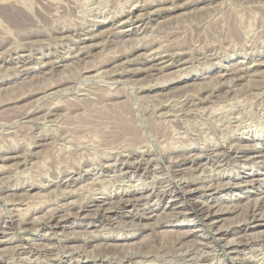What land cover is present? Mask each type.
I'll list each match as a JSON object with an SVG mask.
<instances>
[{"label": "rangeland", "instance_id": "1", "mask_svg": "<svg viewBox=\"0 0 264 264\" xmlns=\"http://www.w3.org/2000/svg\"><path fill=\"white\" fill-rule=\"evenodd\" d=\"M246 138L264 139V0H0V264H264L244 210L264 167L208 164ZM217 172L257 181L182 193ZM212 199L235 212L177 216ZM200 228L217 248L182 237Z\"/></svg>", "mask_w": 264, "mask_h": 264}, {"label": "bare ground", "instance_id": "2", "mask_svg": "<svg viewBox=\"0 0 264 264\" xmlns=\"http://www.w3.org/2000/svg\"><path fill=\"white\" fill-rule=\"evenodd\" d=\"M102 3V2H101ZM100 3V4H101ZM12 7V6H11ZM13 8V7H12ZM142 9V8H141ZM10 10V9H9ZM95 36H90V40L93 39ZM164 48V47H163ZM198 52V51H197ZM148 54V53H147ZM193 55V54H192ZM161 57V56H160ZM249 67V66H248ZM236 71V70H235ZM155 72V71H154ZM257 72V71H256ZM237 73V72H236ZM239 73V72H238ZM228 74V73H227ZM233 75V74H232ZM238 77V76H237ZM168 78V77H167ZM236 79V78H235ZM92 90V89H91ZM254 93V92H253ZM124 97V96H123ZM178 102V101H177ZM176 102V103H177ZM55 107V106H54ZM124 107V106H123ZM50 109V108H49ZM48 109V110H49ZM143 112V111H142ZM132 114V113H131ZM125 125H126V121H125ZM128 126V125H127ZM131 126V125H130ZM126 127V126H125ZM132 127V126H131ZM127 128V127H126ZM125 129V128H124ZM131 129V128H130ZM126 130V129H125ZM67 131V130H66ZM132 131V129H131ZM133 132H134V129H133ZM132 132V133H133ZM68 133V132H67ZM126 133V132H125ZM130 136H132L131 134H129ZM241 135V134H240ZM133 137V136H132ZM135 137V135H134ZM247 139V142H252L254 144H252L251 146L247 145V146H242L240 142L238 143H235L236 145L235 146H227V147H221L219 148V151H221V155L219 156V161L218 160H209L208 161V164L209 166H212L214 164H216V169L219 168L221 169L223 166L225 165H232V164H236L238 163L239 165L242 164L243 166L244 165H247L248 163H251L252 165L255 163V164H262L261 167H264V149L262 150H257V148H254V146L256 144L258 145H261L262 147H264V139L262 141H257V143L255 144L256 140L254 141L253 138H246ZM233 142V141H232ZM232 144V143H231ZM122 145V144H121ZM149 146V145H148ZM110 148V147H109ZM207 149V148H206ZM211 150V149H210ZM217 150V149H216ZM246 150H254V153H253V156L252 157H245V156H242L241 154H243ZM140 151V150H139ZM142 151V150H141ZM205 151V150H203ZM149 153V152H148ZM203 153V152H202ZM201 153V154H202ZM207 153V152H206ZM233 154V155H231ZM210 155H215L214 153L210 154ZM199 156V154H198ZM201 156V155H200ZM208 155H206L207 157ZM233 156V157H232ZM215 157V156H214ZM191 158V157H190ZM187 159V157H186ZM191 160V159H190ZM90 162V161H89ZM212 162V163H211ZM123 163V162H122ZM206 164V166L208 165ZM237 164V165H238ZM205 165V164H204ZM203 166V165H202ZM204 168V167H203ZM207 168V167H206ZM213 168V167H212ZM215 168V167H214ZM212 170V169H211ZM215 170V169H214ZM218 170V169H217ZM224 171V170H223ZM222 172V171H221ZM217 172V174H215L214 176H211L209 177V181L208 182H204V178L202 179V181L199 183L201 185H197L198 187L196 189H192L190 187V185L186 182L184 187H183V191L182 193L184 195L188 197H190L191 195H193L195 192H201L202 194H208L209 197H214V194L215 193H223V192H228L230 191L231 189H234V188H248V187H253L254 183H256L257 180L253 179V177H245L243 178L242 176L241 177H238L236 179L234 178H230L229 175L228 176H224V172ZM200 177V176H199ZM162 178V177H161ZM201 179V178H200ZM193 180V179H192ZM97 181V180H96ZM190 181V180H189ZM194 181V180H193ZM207 181V180H206ZM264 181V179H262L260 182L262 183ZM102 182V181H101ZM196 182V181H195ZM104 183V182H103ZM191 183V182H189ZM198 183V182H197ZM50 192V191H49ZM26 203V202H25ZM128 204V203H127ZM126 205V204H125ZM193 205V204H192ZM218 205V202L214 199L212 200H206V201H201V202H197L195 204L196 206V212L197 214H189L188 211H180L178 212L176 215L179 216L181 219H185V218H188V217H192V218H201L203 219L208 225H210V227L212 226H216L215 224L218 223L217 222V219L218 216H221V214H226V213H234L236 208H229V207H226V208H214ZM124 206V204L122 205V207ZM237 206V205H236ZM121 207V206H120ZM134 207V206H133ZM238 207V206H237ZM19 208V207H18ZM245 208V207H244ZM174 209V207H172V210ZM215 210V211H212V210ZM240 209V208H239ZM242 210V209H241ZM245 210V213H249L250 216L252 217H259L258 220H256V222H261L262 219L264 218V201H261V200H258L256 199L255 202H253L252 204H248L246 206V208L244 209ZM150 213H153V211H151ZM149 213V214H150ZM194 213V212H193ZM243 213V212H242ZM108 214V213H107ZM125 215V214H124ZM244 215V214H243ZM106 216V215H105ZM109 216V215H108ZM76 217V216H75ZM101 217V216H100ZM128 217V216H127ZM246 217V216H245ZM108 220H112L111 217H104ZM144 219H147V218H150V217H143ZM143 218H138V221ZM152 218V217H151ZM135 219V218H134ZM193 219H191L192 221ZM241 220H244L243 218ZM246 220V219H245ZM58 223V222H57ZM253 223V222H252ZM236 224V223H235ZM261 224L264 225V223L262 222ZM257 225L256 227H262L263 225ZM253 225V224H252ZM230 227V226H229ZM254 227V226H253ZM30 228V227H29ZM194 228V227H193ZM246 228V227H245ZM210 229V228H209ZM242 228H237V226H233L231 225L230 228H225V229H217V238H221V237H224L228 234H232V235H236V233H240ZM194 230V231H193ZM243 230V229H242ZM244 231V230H243ZM78 232V231H77ZM196 233H200V235H203V237H209L207 238L208 240H210L209 243L207 244H198L200 248L196 249V252L195 253H199V252H203V250H211L214 249V248H217L216 244H214L213 242V238L210 237V235H208L207 233H205L204 229L203 228H200L199 230H195V229H190V230H187L186 232H183V235L182 237L185 239V238H188V237H192L194 234ZM246 234V233H245ZM198 237V236H197ZM205 237V238H206ZM231 238V237H230ZM251 237H246L244 239V241H237L238 239H232L230 240L229 242H227L225 244V247L227 248L228 251H232L236 254H239V253H242L243 251H246L247 247L248 246H252L255 242V240L257 241V239L259 238H252V240H250ZM183 239V240H184ZM226 239V238H225ZM261 241V240H260ZM220 242V241H219ZM162 243V242H161ZM210 244V245H209ZM128 245V244H127ZM255 246V245H254ZM253 247V246H252ZM259 248V247H258ZM192 250V249H191ZM216 250V249H215ZM214 250V251H215ZM256 250V249H255ZM195 251V250H194ZM260 251V249H259ZM206 252V251H205ZM193 253V252H192ZM127 254V252H126ZM132 254V253H131ZM137 254V253H136ZM189 255V254H188ZM259 255V254H258ZM129 256V255H128ZM190 256V255H189ZM133 257V256H132ZM131 256H129V259H132ZM188 257V256H187ZM105 258V257H103ZM199 259V258H198ZM113 260V259H112ZM203 260V259H202ZM201 260V261H202ZM235 260V259H234ZM237 260V259H236ZM15 261V260H14ZM190 261V260H189ZM244 261H248V260H244ZM257 261V260H256ZM250 262V261H249ZM252 263V262H251ZM136 264V263H135ZM241 264V262H240Z\"/></svg>", "mask_w": 264, "mask_h": 264}]
</instances>
